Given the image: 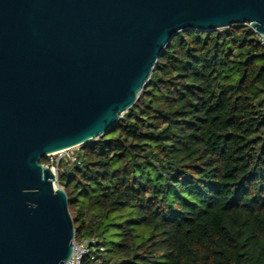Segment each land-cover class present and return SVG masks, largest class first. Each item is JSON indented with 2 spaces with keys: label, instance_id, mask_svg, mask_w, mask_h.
<instances>
[{
  "label": "trees",
  "instance_id": "trees-1",
  "mask_svg": "<svg viewBox=\"0 0 264 264\" xmlns=\"http://www.w3.org/2000/svg\"><path fill=\"white\" fill-rule=\"evenodd\" d=\"M77 153L57 183L75 239L106 246L83 264H264V47L248 25L176 33Z\"/></svg>",
  "mask_w": 264,
  "mask_h": 264
},
{
  "label": "water",
  "instance_id": "water-1",
  "mask_svg": "<svg viewBox=\"0 0 264 264\" xmlns=\"http://www.w3.org/2000/svg\"><path fill=\"white\" fill-rule=\"evenodd\" d=\"M247 23L264 36V0H0V264L70 256L41 157L105 134L179 31Z\"/></svg>",
  "mask_w": 264,
  "mask_h": 264
},
{
  "label": "built area",
  "instance_id": "built-area-1",
  "mask_svg": "<svg viewBox=\"0 0 264 264\" xmlns=\"http://www.w3.org/2000/svg\"><path fill=\"white\" fill-rule=\"evenodd\" d=\"M245 25H250L247 23ZM251 28V27H250ZM252 29V28H251ZM253 30V29H252ZM254 31V30H253ZM255 32V31H254ZM256 33V32H255ZM258 41L264 47V36L261 33H256ZM53 153H47L45 157L47 158L45 162L41 163L43 166L48 167L51 169L52 173L54 174L53 184L55 186H59L55 184L56 174L59 168L64 171V168L61 167L58 163L54 166L53 160L51 159ZM76 153L72 158L71 162L74 164H80L81 158ZM60 163V162H59ZM72 164V165H73ZM106 251V246L103 243L102 239L96 236L91 237H83L78 240L73 239L72 243V250L70 253L69 258L64 264H83L85 259L92 263H96L99 261V257Z\"/></svg>",
  "mask_w": 264,
  "mask_h": 264
},
{
  "label": "rangeland",
  "instance_id": "rangeland-1",
  "mask_svg": "<svg viewBox=\"0 0 264 264\" xmlns=\"http://www.w3.org/2000/svg\"><path fill=\"white\" fill-rule=\"evenodd\" d=\"M123 114V113H122ZM98 137H95L93 139H97ZM92 139V140H93ZM82 145H78V146H73V147H70L68 149H65V150H62V151H58V152H55L52 154L51 156V159L53 160V165L55 166L57 163L59 164L60 161H63L65 163V165L67 167H71L72 166V162H71V158L77 153L79 152V149ZM51 153V152H50ZM62 173V170L59 168V170L57 171V174H56V179H55V184H58L57 183V178L59 177V175H61ZM135 229L138 228V231L143 235H147L148 234V229H145L141 226H138V225H134ZM140 235V236H142ZM105 236H106V239H107V244L110 245L111 243V239L108 235V232L105 233ZM139 236V237H140Z\"/></svg>",
  "mask_w": 264,
  "mask_h": 264
},
{
  "label": "bare ground",
  "instance_id": "bare-ground-1",
  "mask_svg": "<svg viewBox=\"0 0 264 264\" xmlns=\"http://www.w3.org/2000/svg\"><path fill=\"white\" fill-rule=\"evenodd\" d=\"M70 147H73V146H69V147L63 148V149H61V150H57V151H55V152H58V151L65 150V149H68V148H70ZM51 153H54V151H53V152H51Z\"/></svg>",
  "mask_w": 264,
  "mask_h": 264
}]
</instances>
